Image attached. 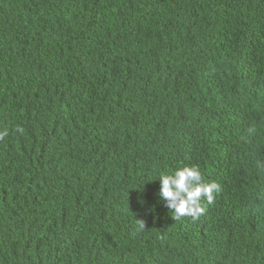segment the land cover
Here are the masks:
<instances>
[{"label":"trees","instance_id":"obj_1","mask_svg":"<svg viewBox=\"0 0 264 264\" xmlns=\"http://www.w3.org/2000/svg\"><path fill=\"white\" fill-rule=\"evenodd\" d=\"M5 130L0 264H264V0H0Z\"/></svg>","mask_w":264,"mask_h":264},{"label":"clouds","instance_id":"obj_2","mask_svg":"<svg viewBox=\"0 0 264 264\" xmlns=\"http://www.w3.org/2000/svg\"><path fill=\"white\" fill-rule=\"evenodd\" d=\"M6 135V130L0 131V138ZM157 180L160 184L159 197L176 220L185 217L199 219L206 212L204 202L208 205L214 203L215 194L221 190L216 182L205 183L197 166L185 165L171 173L160 172ZM137 224L138 230L145 227L143 221H137Z\"/></svg>","mask_w":264,"mask_h":264}]
</instances>
